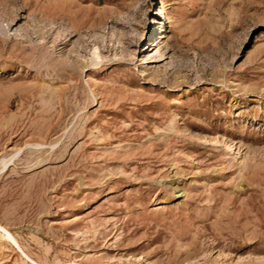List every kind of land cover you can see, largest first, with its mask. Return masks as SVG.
Segmentation results:
<instances>
[{
    "label": "rangeland",
    "instance_id": "374dc122",
    "mask_svg": "<svg viewBox=\"0 0 264 264\" xmlns=\"http://www.w3.org/2000/svg\"><path fill=\"white\" fill-rule=\"evenodd\" d=\"M0 264H264V0H0Z\"/></svg>",
    "mask_w": 264,
    "mask_h": 264
}]
</instances>
